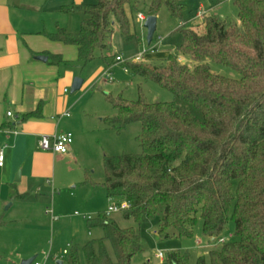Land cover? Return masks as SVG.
<instances>
[{
  "label": "trees",
  "instance_id": "trees-1",
  "mask_svg": "<svg viewBox=\"0 0 264 264\" xmlns=\"http://www.w3.org/2000/svg\"><path fill=\"white\" fill-rule=\"evenodd\" d=\"M130 2L63 6V12L82 14L79 30L58 27L48 38L74 45L76 60L84 66L105 47L110 17L124 38H132L125 11ZM233 3L238 25L217 16L204 18L203 33L182 25L177 52L152 68L128 65L169 90L173 100L107 97L116 115L105 125L120 129L138 122L140 152L104 157L101 186L108 198L128 204L120 211L135 226L156 219L160 238L191 237L199 217L202 234L217 242L230 217L236 239L209 250V264H264V0ZM162 6L173 18L187 9L184 0H149L147 15L156 16ZM179 54L190 58L191 68L178 61ZM47 55L50 63L63 62L60 55ZM209 62L232 68L239 78L213 73ZM87 226L99 228L102 236L82 246L83 264H133L142 251L136 227L120 228L104 213L87 219ZM167 261L189 264L188 256L177 252ZM67 264H79L75 247ZM194 264H206L204 255Z\"/></svg>",
  "mask_w": 264,
  "mask_h": 264
},
{
  "label": "rangeland",
  "instance_id": "rangeland-1",
  "mask_svg": "<svg viewBox=\"0 0 264 264\" xmlns=\"http://www.w3.org/2000/svg\"><path fill=\"white\" fill-rule=\"evenodd\" d=\"M148 1L131 0L130 4L125 6L129 21L128 31L133 35L132 38H124L118 25L110 17L111 30L104 39L105 47L95 51L94 59L84 66L77 60L65 65L67 70L74 73L73 78L78 77L82 80L79 90L70 93L69 87L67 94L77 96L78 105L82 106L88 121L86 127L83 125L76 127V132L82 133L76 162L62 163L60 166V174L72 180V183L64 185L63 189L55 187L60 190L59 200L62 199L67 213L52 225L49 215L42 213L44 216L40 214L39 217L37 210L35 213L31 211L36 224H43L44 228L48 226V232L46 227L44 230L43 228L38 229L37 233L33 234L30 227H24L27 223L23 220H17L12 228L0 230V264H19L22 259L32 256L35 258L31 264L35 262L57 264V261L67 264L72 247L76 248L79 264L84 263L82 246L89 240H98L102 232L97 227H88L86 219L82 216L94 218L98 213H105L109 206L119 203L117 198L108 199L101 186L104 180V157L140 152L137 141L140 133L138 122L128 123L120 129L108 128L105 125V119L116 115V110L107 97L110 96L112 99L120 97L126 102L139 98L149 103L172 101L173 95L169 90L151 79L134 73L128 65L148 46H155V50L152 53L147 52L137 62L143 67L152 68L154 65H159L168 54L177 52L181 44V34L178 28L182 25L192 28L197 33H203L204 19H192L198 7L206 9L207 16H217L227 24L238 25L237 9L233 0H221L220 2L184 0L187 9L182 12L180 18L171 17L163 6L158 9L153 38L150 45H147L143 22L138 20L136 14L140 12L144 16L147 15ZM92 2L94 0H45L43 4L46 14L49 13L52 18L58 17L69 31L77 32L83 18L82 14L79 11L62 14L57 10L54 12V8L68 3L88 4ZM116 55L122 58L123 63L113 62ZM178 61L189 65L190 68L193 63L188 56L180 54ZM209 66L213 73L227 78H239L238 72L230 67L213 62H209ZM123 68H127L126 72ZM92 123H96L97 126L93 127ZM12 209L5 215V219L11 216ZM93 211L96 213H92ZM74 212L78 216H74ZM108 217L120 228L132 226L138 230L142 251L133 257V264H168V255L172 252L186 254L189 264H194L199 255H204L206 264H209L208 251L219 247L216 240L210 241L202 234L199 217L196 218L191 237L173 236L169 238H160L156 234L158 225L156 219L137 227L131 218H124L120 210L109 213ZM228 235L231 237L228 238ZM220 237L228 240L236 239L230 217ZM63 250H66L65 254H62ZM29 252L32 253L27 255ZM159 252L162 253L161 258L158 256Z\"/></svg>",
  "mask_w": 264,
  "mask_h": 264
},
{
  "label": "crops",
  "instance_id": "crops-1",
  "mask_svg": "<svg viewBox=\"0 0 264 264\" xmlns=\"http://www.w3.org/2000/svg\"><path fill=\"white\" fill-rule=\"evenodd\" d=\"M42 1L45 0H0V148L4 155L0 166V230L23 220L27 223L24 227H30L33 234L46 227L48 232V226L44 228L33 220L36 210L39 217L42 213L49 215L52 225L67 213L59 200L60 190L55 187L72 183L60 174V166L76 162L82 134L76 132V127H86L88 123L77 96L67 94L74 73L65 65L76 61L77 49L48 38L58 27L74 32L58 17L46 14ZM69 4L55 7L54 12L71 13L61 11ZM47 54L60 55L63 62L50 63ZM38 56H45L46 61ZM25 114L32 115L23 118ZM60 132L72 133L65 154L39 147L42 136L51 140L53 134ZM11 209V216L5 219ZM74 216H78L76 212Z\"/></svg>",
  "mask_w": 264,
  "mask_h": 264
},
{
  "label": "built area",
  "instance_id": "built-area-1",
  "mask_svg": "<svg viewBox=\"0 0 264 264\" xmlns=\"http://www.w3.org/2000/svg\"><path fill=\"white\" fill-rule=\"evenodd\" d=\"M137 18L138 20H140L141 22L144 21L145 16L143 14H141L140 12H138L137 14ZM208 15L206 9H203L201 6L198 7V9L196 10L193 19H204L206 16ZM155 50V46L149 47L146 50H143L142 53L136 55L133 59L132 62H139L142 59V56L144 54H146L147 52L152 53ZM114 63H123V60L120 56L116 55L113 59ZM126 63V61H125ZM127 68H123V70L126 72ZM107 77V74L105 75ZM7 115L10 116L11 113L7 112ZM72 142V134L70 132H60V133H55L51 136V140L48 136H42L41 139L39 140V147L42 150H52L53 152H57V153H61V154H65L68 150V146L69 144ZM3 159H4V155H3V151L0 148V166L3 165ZM128 204L124 201L118 203H115L111 206L108 207L107 211L104 213L105 216H108L109 213L113 212V211H119L121 209L127 208ZM47 213H51L49 210H46ZM89 218V217H88ZM228 238H230V235H228ZM211 240H213V238H211ZM228 239L225 238H218L217 239V243H223L224 241H226ZM66 250L62 251V254H65ZM158 256L161 258L162 257V253H158ZM34 264H38L37 262H35Z\"/></svg>",
  "mask_w": 264,
  "mask_h": 264
},
{
  "label": "water",
  "instance_id": "water-1",
  "mask_svg": "<svg viewBox=\"0 0 264 264\" xmlns=\"http://www.w3.org/2000/svg\"><path fill=\"white\" fill-rule=\"evenodd\" d=\"M155 25H156V17L154 15H146L144 18V21L142 23L143 28L146 31V35H145V42L147 45H150L152 38H153V34L155 31ZM39 60L41 61H46V57L45 56H38L37 57ZM82 84V80L78 77H74L72 79V83L70 85V92H75L77 90L80 89ZM17 175H16V180H17ZM34 256L26 258V259H22L20 261L19 264H31L32 261L34 260ZM57 264H62L60 261L56 262Z\"/></svg>",
  "mask_w": 264,
  "mask_h": 264
}]
</instances>
